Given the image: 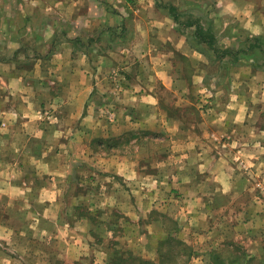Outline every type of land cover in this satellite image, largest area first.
<instances>
[{
  "label": "crops",
  "instance_id": "1",
  "mask_svg": "<svg viewBox=\"0 0 264 264\" xmlns=\"http://www.w3.org/2000/svg\"><path fill=\"white\" fill-rule=\"evenodd\" d=\"M154 210L264 254V0H0V264H110Z\"/></svg>",
  "mask_w": 264,
  "mask_h": 264
},
{
  "label": "rangeland",
  "instance_id": "2",
  "mask_svg": "<svg viewBox=\"0 0 264 264\" xmlns=\"http://www.w3.org/2000/svg\"><path fill=\"white\" fill-rule=\"evenodd\" d=\"M194 15L195 14L192 13V16H194ZM109 79H113V81L116 82L117 86L115 89H117V91H118V89H120L122 75L113 73V75L111 77L109 76ZM166 107L167 106H165L163 108H166ZM136 141H137L138 145L140 146V148L137 152V154H139V156H140L139 161L143 162L144 161V160H142L143 156L149 155L150 159H152V163H153V166H152L150 164V159H149L146 170H145V168L142 169V167H144L143 165L139 166L138 167L139 173H143V172L147 171L148 176L152 175V177H153V176L159 175L161 168L157 165H158V163L161 162V159H163L164 157H167V155L169 153V151H168L169 142L167 140V137L164 134H162L161 132L148 134L146 136L138 134L136 136ZM157 183H158V180H156V179H154L152 181H148L145 184V189L155 187L154 185H156ZM158 196L156 194L152 195L153 201L157 200L154 205L162 207L163 204H161V202L163 200L161 198L160 199L162 201L160 199H157ZM90 200L92 201V198ZM99 202H100V200H99ZM153 225H155V229H159L161 231H164L167 235H170V233L173 230L174 232L172 234L174 235V237L177 238V236H178V235L175 236V231H178L179 228L177 227V224L174 221V219L171 216H169L167 213L154 210L151 213V215H147L146 218H143L141 224H139V228H140L139 232L142 234V237L139 236L140 238L139 237L134 238L136 240V242H135V248L132 251L136 256H140L143 259L149 260L150 258H153V260L151 259L152 261L161 262V253H159V251H158V246H159L158 240L156 241L157 247L155 248L154 252H152L148 247L152 238H150V235L147 232L149 231V229L150 230L152 229ZM175 227H176V229H175ZM167 229H168V231H167ZM142 230H143V233H142ZM144 240H146L148 242L146 246L142 245V244H144ZM156 242L153 240V245ZM173 247H174L172 249L173 252H171V253H175V252L183 250V248L181 246H177L176 244L173 245ZM189 247L191 248V250H188V251L191 253L189 255L180 256L181 259L179 260V264H204L203 262H205L206 259H208L209 256H211V254H210L211 249L208 247H201V248H198L197 250H195V248L193 246H189ZM239 247H241L242 249L240 248V251H238V253L236 252V254L234 256L240 257L241 255L245 254V249L242 246H239ZM222 248L224 249L225 256L229 258V256H231V255H229L231 252H230V250L227 249L228 247L224 246ZM126 250L127 249L124 248L123 251H126ZM163 250L167 251L168 249L164 248ZM173 264H175V263L173 262Z\"/></svg>",
  "mask_w": 264,
  "mask_h": 264
},
{
  "label": "trees",
  "instance_id": "3",
  "mask_svg": "<svg viewBox=\"0 0 264 264\" xmlns=\"http://www.w3.org/2000/svg\"><path fill=\"white\" fill-rule=\"evenodd\" d=\"M176 229V227H175ZM168 231V229H167ZM174 231L168 235V237L162 241H160L159 246H158V251L161 253V262H155L152 260H147L143 259L140 256H136L133 251L131 250H126L123 251L124 249H119L114 252V261L111 262L110 264H179V260L181 259L180 256L182 255H189L191 252L188 250H191L189 245H187L185 242L177 239L174 237L172 234ZM181 246L183 250L171 253L173 252V245ZM227 249L230 250L231 256L226 257L224 253V249H215L211 250L208 259H206L204 264H264V255H251L245 254L239 256H234L236 252L240 251L239 246H234L233 249L230 248L229 245H227ZM167 248V251H164L163 249ZM242 249V248H241ZM226 251V250H225Z\"/></svg>",
  "mask_w": 264,
  "mask_h": 264
}]
</instances>
